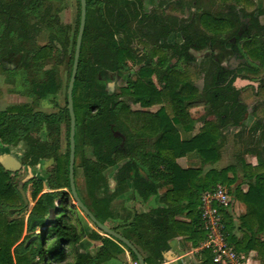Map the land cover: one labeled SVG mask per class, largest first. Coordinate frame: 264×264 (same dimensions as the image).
<instances>
[{
  "label": "trees",
  "instance_id": "16d2710c",
  "mask_svg": "<svg viewBox=\"0 0 264 264\" xmlns=\"http://www.w3.org/2000/svg\"><path fill=\"white\" fill-rule=\"evenodd\" d=\"M220 1L243 7L239 12L250 19L249 28L243 35L238 36L241 25L239 12H235L232 19L217 18L205 13L200 15L199 23L205 30L203 32L195 27L196 23L193 21H180L184 23L179 24L155 18L146 22L141 15V7L134 4L131 6L125 0H86V26L73 89L76 158L81 130L84 146L92 154V159L86 162L85 176L92 183L98 184L104 171L115 167L114 180L117 188H121L116 194L124 195L132 191V195L125 199L127 206L134 197L138 196L144 203L155 196L161 186H171L161 198L165 207L138 212L129 206L130 218L112 228L131 241L139 252L141 250L133 240L142 242L148 253L143 257L146 264H162L164 254L171 249L168 241L174 237L186 236L197 248L204 242L206 234L201 228V195L217 184L226 186L230 194L247 207V213L240 219L242 239L239 241L232 234L233 220L228 211L221 212L229 244L238 254L255 251L264 263V241L256 236L262 229L253 227L254 223L264 222V154L257 153L259 159L256 167L244 165L245 177L249 180L246 183V193H243L240 186L233 188L235 177L227 176L232 169L210 170L205 174L202 169L204 165L214 164L220 158V128L229 123L240 126L247 115V108L239 102V91L234 87L237 75L225 71L216 60L210 58L204 87L200 92L192 86L193 75L188 69L181 71L177 66H171L173 57L186 63L190 47L200 49L212 46L217 41L225 43L228 39L235 38L238 48L240 44L239 51L246 59V65L249 59L257 60L264 69V25H260L252 14L246 13L252 8V0ZM33 3L35 0H0V17L3 21L0 45L4 58L26 54V49L32 47V42L39 35L41 21L31 22L28 18L29 14L37 12V4L33 6ZM93 8L102 23L90 21ZM49 12L50 9H47L46 13ZM79 24L80 10L68 84ZM132 24L136 26L132 27ZM143 30L148 33L145 38L154 39L149 56L159 58L158 70L151 65L140 66L137 50L132 47ZM252 30H256V33L253 34ZM175 33L182 36L183 44L173 46L168 43L169 36ZM226 34H229L227 38H220ZM258 36H262V40ZM13 37H16L17 44L13 43ZM160 40L163 44L157 47ZM54 48L53 43L45 45L26 58L36 65L50 63L55 59ZM128 61H132L137 67V79L134 82L129 75H125L131 72ZM108 74L119 75L128 80L130 85L120 88V93H111L106 89ZM142 78H151L152 82L145 85ZM158 78L161 79L162 86L156 84L155 79ZM60 90L61 81L54 71H48L44 79L31 84L32 93L40 99L56 96ZM259 92L264 96V84L260 86ZM120 97H127V102L120 100ZM65 102L66 107L59 114L34 112L27 104L12 105L0 111V149L15 146L20 141L32 143L25 153L26 166H37L42 159H53L55 162V178L48 180L50 191L41 194L43 183L39 181L35 184L32 193L35 203L26 222L22 217L9 220L5 213V209L23 206V200L13 185L11 172L0 164V264H61L69 257L66 247L71 246L77 250L82 242L77 226L67 216L70 210L66 209L71 194L67 93ZM131 104H141L142 107L162 104V107L155 115H147L131 111ZM204 105L208 107L209 113L203 117L204 125L200 133L189 141H181L175 125L191 129L195 121L191 119L188 110ZM63 122L66 124L68 151L66 154H59L57 137L59 126ZM42 131L47 134L48 139L54 141L53 144L38 138ZM260 137L264 142V127ZM149 143L150 150L146 147ZM178 158L195 161L201 167L196 165L182 170L176 164ZM76 172L75 169V175ZM66 188L70 190V194L64 191ZM76 188L82 202L105 224L104 219L82 198L77 185ZM98 189L104 194L110 192L108 184H100ZM185 211L186 216L191 218L190 223L176 220ZM94 227L99 230L96 225ZM94 236L97 238L99 235L94 233ZM48 240H51L52 245L46 248ZM114 241L103 239V254L112 258L106 249V245L112 243L123 253L121 246L124 247L137 262L130 249ZM199 256L201 264H215L211 251L204 250ZM72 264H94V260L89 255L78 252Z\"/></svg>",
  "mask_w": 264,
  "mask_h": 264
},
{
  "label": "rangeland",
  "instance_id": "374dc122",
  "mask_svg": "<svg viewBox=\"0 0 264 264\" xmlns=\"http://www.w3.org/2000/svg\"><path fill=\"white\" fill-rule=\"evenodd\" d=\"M156 1L163 10V15L160 18L161 21H174L177 23L178 19L176 20L174 16L184 18L186 21H193L196 23L195 27L204 32L203 27L200 26L199 17L200 15L204 14V11L208 8L202 9V5L200 3H198L196 7L195 0H190L191 2L194 1L192 3V7L185 10L183 9L184 2H179V0H177L178 3L175 5L173 2H171V0ZM199 2L202 3V0H199ZM35 3L37 4V12L35 14H29L28 18L31 22L41 21V31L35 41L32 42V47H28V49H26V54L11 55L8 58H4L2 55L3 48L0 45V109H5L11 104H27L34 112L43 113L45 115L59 114L60 111L66 107L65 97L67 93L68 72L70 69V59L73 49L75 30L77 21L79 19V0H35ZM35 3H33V6ZM170 4L172 5L168 6ZM47 9H50L48 14L46 13ZM146 9L148 10L150 8L146 7ZM213 10L216 11V9ZM90 21L98 24L102 23V19L97 15V12L94 8L90 12ZM178 23L182 24L184 22H180L179 20ZM2 29L3 21L0 17V34ZM13 43L17 44L16 37H13ZM51 43L55 44L54 61L47 64L39 63L36 65L31 60L26 58L27 56L31 57L36 49L45 45H50ZM63 45H65V49H63ZM145 46V44L139 43L138 40L134 41L133 43V47L139 52L142 51ZM150 51L151 47L147 46L145 52L150 53ZM221 52L224 54L222 61L225 63L228 62L229 57L227 54L225 55V51H221L220 49L215 50L214 54H218L220 56ZM199 54L203 55V52H195L196 59ZM177 63L178 61L173 59V65ZM188 64V67H186L184 62H180L177 65V68L182 71L184 67H186V69H188L193 75V81L197 82L202 78L205 69L209 67V60L200 58L198 62H189ZM133 68L135 69V66H133ZM48 71H54L58 75L61 81V90L56 96L40 99L32 93L31 84L34 81H40L41 79H44ZM130 74L131 81H135L137 79V73L135 70L130 72ZM109 77L114 79L110 84L109 82L106 83V89H110L108 90L109 92H120L119 89L121 86L126 87L130 85V83H126L123 79H120L119 75L108 74V79ZM242 96H244L246 99L245 103H247V106L249 108L255 106L253 111H257L259 113L258 115L261 117H256L257 120H253L251 118L248 122L249 127H252L257 121H261L260 123L263 125L264 102L256 101V96L253 92V89L244 90L242 92ZM137 106L135 105L133 107L136 108ZM239 133H241V131ZM247 134L248 133L245 132L240 138H235V136L229 135L226 142L227 150H225L224 153L227 164L232 162L234 163L236 160V155L242 154V149L245 148L243 142L250 141ZM38 138L42 141L46 140L50 144H53L54 142L53 140L48 139L47 134L44 131L38 135ZM31 144L20 141L17 145L9 147V153L14 154L17 157V161L20 166L17 170L11 172L13 185L16 187L23 200V206L20 208L5 209V213L7 214L9 220L22 217L26 222L35 203L32 197V193L35 190V184L39 181L43 183V191L41 193L43 194L50 191L48 180H54L55 178L53 175V167L55 165L53 159H42L37 166H26L24 164L26 160L25 153L31 147ZM57 146L59 154L67 153L68 140L65 122L61 123L59 126ZM78 146V154L77 158L75 159V169L77 171L75 175L76 185L85 202L104 219L105 224L108 227L113 228L117 224L128 220L130 218L129 206L138 212H149L152 209L153 205L151 201L142 203L137 197H134L132 200L130 199L128 206L125 205V196L116 194L121 188H117L116 182L114 180V176L116 174L115 167L108 168L106 171H104L103 176L98 184L92 183L89 177L85 176L84 172L86 162L89 159H92V154L90 149L84 146V138L81 135V130H79ZM261 154L263 155L264 151H261ZM247 158L251 159V157ZM100 184H108L110 187V192H108V194H104L98 189V185ZM64 191L70 194L69 189L66 188ZM115 194L117 196H114ZM66 207L67 210H70L67 214L68 218L70 219L69 221H72L77 226L78 232L82 235V242L77 250L73 249L71 246L66 247L67 251L69 252V257L67 261L61 264L74 263L76 254L78 252L85 253L92 257L94 264H138L133 260L129 252L122 246L121 248L126 252V254H124L112 243H108L106 245V249L112 258H109L107 255L102 253L103 239L105 240L111 238L94 227L91 221L77 207L71 194ZM94 233L99 236L96 238ZM133 242H135L139 250H141L140 252L143 257H145L148 253L142 242H139L137 239H134ZM51 245V240H48L45 247L49 248ZM196 254L197 253L194 252L193 255L196 256ZM36 261L39 262L38 259H36ZM243 263L245 264L244 259ZM187 264L194 263L187 262Z\"/></svg>",
  "mask_w": 264,
  "mask_h": 264
},
{
  "label": "crops",
  "instance_id": "0c3cea01",
  "mask_svg": "<svg viewBox=\"0 0 264 264\" xmlns=\"http://www.w3.org/2000/svg\"><path fill=\"white\" fill-rule=\"evenodd\" d=\"M125 1H127L131 6L134 4L137 7H141V9H142L141 15L144 17L146 22L153 21L155 18H159V20H161L160 18L163 15V13H162L163 10L161 9V6L159 5V3L156 0H125ZM181 1L184 2V8H183L184 10L191 8L192 3L194 2V1L191 2L190 0H179V2H181ZM171 2H173L174 5L176 3H178L177 0H171ZM252 2H253V5H252L251 10L246 12V13L252 14L253 17L258 21V23L260 25H264V0H252ZM198 3H200L202 5V9L208 8L204 11L205 14H208L210 16L217 17V18H222V19H232L235 15V12H239L243 8L242 6H239L235 3H224L220 0H202V3L199 2V0H195V6L196 7H197ZM147 5H149V6H147ZM171 5L172 4H170L168 6H171ZM146 7L150 8V9L147 10ZM213 9H216V11H214ZM233 9H234V12L232 11ZM142 16H140V17H142ZM174 18H176V20L178 19L177 20L178 22H179V20L180 21H183V20L186 21V19H184V18H179L176 16H174ZM239 19L241 21V25H239L240 29L238 32V36H241L248 30L249 25H250V19L242 16V14L240 12H239ZM134 25H136V24H132V27H135ZM150 32L152 33V31H150ZM252 33L253 34L256 33V30H252ZM147 35H148L147 31L143 30L139 33V36H140L139 39L135 40V41L138 40L139 43L146 45L143 48L144 51L143 50L140 52L137 51V54L141 60L140 66L147 67L145 57H147V58L149 57V60L151 61L150 62L151 67H154L158 70V69H160L158 66H156L158 57L154 56L153 58H150L149 55L151 54V51H150V53L145 52L146 47L147 46L151 47V45L154 43V39L144 37ZM228 35L229 34L220 36V38H227ZM258 37L260 40H262V36H258ZM173 40L181 42L182 36L178 33L172 34L171 36H169L168 41L172 42ZM237 44L238 43H237L235 38H232V39L230 38L225 43L217 41L212 46L203 47L200 49L199 48H193L194 51L197 53L203 52V55L199 54L196 60H191L190 62H192V63L198 62L200 60V58H203V59L205 58V60H209L210 58H213L214 60H216L219 63V65L222 69L227 70L229 67L231 70L230 69H228V70L234 72L237 75L236 80L234 82V87L239 91V95H238L239 102L241 104L245 105L247 108V115L242 120V124L240 126H236L234 124L229 123V124H226L225 126L220 128V139L218 140L220 158L214 164L204 165L202 169H203V174L207 173L210 170L221 171L223 169H232L228 172L227 176H228V178H234L235 177V184L233 185V188L240 186L243 193H246L248 190V185L246 183H248L249 180L245 177L246 171L244 169V165L249 166L251 168H254L258 165V159L259 158H258L257 153L261 154V151L264 150V142H262L261 137H260V134L262 133V127H264V124L262 125L260 123L261 121H257L252 127H249L248 122L250 121L251 118L253 120H255L256 117H259V118H261V117H260V115H258L259 113L257 111L256 112L253 111V108L255 106H253L251 108H249L247 106V103H245L246 99L244 98V96H242V92L244 90L253 89V92L255 93V96H256L255 97L256 101L264 102V96L262 94H260V92H259L260 86L264 84V69L261 67L260 62L257 60L253 61V60L249 59V63H248V65H246V59L242 57V54L239 51L240 44H239V48L236 46ZM134 49H136V48H134ZM219 49L221 51H225V55L226 54L228 55V57H229L228 62L225 63L222 61V59L224 57V54L222 52H221L220 56L218 54L217 55L214 54V51L219 50ZM233 50H236V52L240 54V60L239 61H236V59H235L236 57L232 56L231 52ZM206 57H209V58H206ZM198 58H199V60H198ZM188 59H190V58H188ZM224 60H225V58H224ZM132 63H133L132 61L127 62V64L131 68V72H133L134 70H135V72H137L136 64L133 63V65H132ZM188 65H189L188 63H185L186 67H188ZM133 66H135V69L133 68ZM186 67H184V69ZM208 69H209V67H207V69H205V71L202 75V78L199 79V81L194 82L193 77L191 78L192 86L200 92L202 91V89L204 87V77H205ZM110 75H112V74H110ZM125 75H129V77H131L130 73L129 74L125 73ZM120 79H123L126 83L128 81V80H125L123 77H120ZM112 80H114V79L109 77V79H108L109 84L111 82H113ZM132 82H134V81H132ZM118 83L120 84L119 81H118ZM121 88H122V86H121ZM239 89H241V90H239ZM108 90H110V89H108ZM111 93H114V91H111ZM115 93H118V92H115ZM120 100H124L125 102H127L128 98L127 97H120ZM12 105H15V104L8 105L7 107L12 106ZM135 105L136 106L138 105V106L136 108H134L133 106H135ZM160 108H161L160 105H155L149 109L142 107L141 104H131L130 105L131 111H139V112H143V113H146V112H152V113L154 112L155 113ZM1 110H4V109H0V111ZM188 113H189L191 119H193L195 121V124L191 129L187 130V129H184L181 125H175V128L179 134V138L181 141H189L193 137H195L197 134L200 133V130L204 125L203 117H205L209 113V110H208V107L204 105V106L191 108L190 110H188ZM240 131H241V133H239ZM245 132L248 133L247 135L249 136L250 141L249 142H243V140H242V142L244 143L243 145H245V148L242 149L243 150L242 154L236 155V158H235L236 160L234 163L232 162L230 164H227V162L225 160L224 153H225V150H227L226 142H227L229 135H233V136H235V138H238V137L240 138L243 136V134ZM237 133H239V134H237ZM146 147H147V149L150 150L151 149V143H149ZM9 151H10V148L0 149V155L10 154ZM247 157H251V159H249ZM176 164L182 170H185L190 166H192V167L196 166L197 162L192 161V160H188L187 158H178L176 160ZM197 166L201 167V165H197ZM142 174L145 176V173H142ZM169 188H171L170 185L161 186L158 189V193L149 199V201H151V203L153 205L152 208L165 207L164 203L161 201V198L164 196V194L166 193V191ZM131 195H132L131 190L128 193L124 194L125 198L129 197ZM232 198H233V204H232L231 208L227 211L233 220L232 234L239 241L242 239V232H241V227H240L241 226V220L240 219L242 216H244L247 213V207L245 206V204L243 202L239 201L236 197L232 196ZM149 201H147V202H149ZM186 213H187V211H185L184 214L177 216L176 220H179V221H182L185 223H190L191 218L186 216ZM253 227L262 229V232H258L256 236L261 241H264V222L263 223H254ZM168 244L170 245L171 249L167 253L164 254L162 264H187V262H189V263L191 262L194 264H201L200 256L196 252L197 247H195L191 242H189L188 238L186 236L174 237L168 241ZM194 252L197 253L196 256L193 255ZM124 254H126L125 251H124ZM239 255L242 256L245 264H264L263 260L258 258L257 253L255 251H249L247 253L242 252V253H239Z\"/></svg>",
  "mask_w": 264,
  "mask_h": 264
},
{
  "label": "water",
  "instance_id": "95a60500",
  "mask_svg": "<svg viewBox=\"0 0 264 264\" xmlns=\"http://www.w3.org/2000/svg\"><path fill=\"white\" fill-rule=\"evenodd\" d=\"M86 19H87V2L86 0H80V24L79 30L76 40L75 52H74V60L73 66L71 71V77L68 84L67 89V109L70 115V154H69V185L72 194V198L75 201L77 207L80 211L93 223L96 227L102 231L106 236L110 237L111 239L115 240L116 242L122 243L131 252L136 256L138 264H146L143 256L138 251V249L133 245L131 241H129L126 237L121 235L120 233L114 231L112 228L102 224L94 214L88 209V207L82 202L76 188V181H75V159H76V118L73 108V89L74 83L76 80L80 54H81V46L83 41V36L85 32L86 26ZM117 135V134H116ZM17 157L14 154H3L0 155V164L3 168L8 172H13L17 170L20 166L17 161Z\"/></svg>",
  "mask_w": 264,
  "mask_h": 264
},
{
  "label": "built area",
  "instance_id": "2783aa9c",
  "mask_svg": "<svg viewBox=\"0 0 264 264\" xmlns=\"http://www.w3.org/2000/svg\"><path fill=\"white\" fill-rule=\"evenodd\" d=\"M232 204V195L222 184H217L201 195V228L206 234V239L196 252L199 254L204 250L211 251L215 264H244L243 258L227 240L225 222L221 214L222 211L229 210Z\"/></svg>",
  "mask_w": 264,
  "mask_h": 264
},
{
  "label": "flooded vegetation",
  "instance_id": "af4514ba",
  "mask_svg": "<svg viewBox=\"0 0 264 264\" xmlns=\"http://www.w3.org/2000/svg\"><path fill=\"white\" fill-rule=\"evenodd\" d=\"M183 42H184V40H183V38H182V41L181 42H179V41H176V40H173L172 42H169L168 41V43L169 44H171V45H173V46H175V45H181V44H183ZM163 44V41L162 40H160L159 41V44H158V46L157 47H160L161 45ZM151 47H152V45H151ZM187 54H188V58H190V59H187V61H186V63H189L191 60H196V58H195V51H194V49L193 48H189L188 50H187ZM231 54H232V56L234 57H236L235 59H236V61H239L240 60V54L239 53H237L236 52V50H233L232 52H231ZM173 59H176L177 61H178V63H180V62H183V61H180L181 59H179L178 57H176V58H171V66H175V65H177V64H175V65H173ZM158 60H159V58H157V63H156V66H158L159 68H160V66H159V64H158ZM145 61H146V64L147 65H150V60L147 58V57H145ZM228 69H230L229 67H228ZM226 70V69H224L225 71H230V70ZM230 72H232V71H230ZM145 85H148V84H150L151 82H152V79L151 78H142V80H141ZM161 81V79L160 78H158V79H155V82H156V84H159L160 86H162L163 85V83L162 82H160ZM108 82V81H107ZM160 82V83H159ZM155 105H160L161 107H162V104H154V105H151V106H149V107H144V108H152L153 106H155ZM161 109V108H160ZM159 109V110H160ZM158 110V111H159ZM157 111V112H158ZM157 112H146V114L147 115H155Z\"/></svg>",
  "mask_w": 264,
  "mask_h": 264
}]
</instances>
